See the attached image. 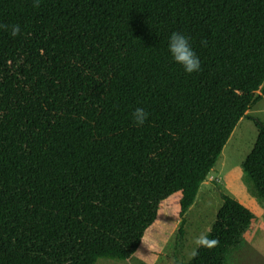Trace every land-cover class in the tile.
Returning <instances> with one entry per match:
<instances>
[{"label": "trees", "instance_id": "trees-1", "mask_svg": "<svg viewBox=\"0 0 264 264\" xmlns=\"http://www.w3.org/2000/svg\"><path fill=\"white\" fill-rule=\"evenodd\" d=\"M172 31L199 71L171 61ZM263 82L264 0H0V264L127 260L177 192L173 264H227L253 212L221 193L188 261L184 215L244 117L264 201Z\"/></svg>", "mask_w": 264, "mask_h": 264}, {"label": "rangeland", "instance_id": "rangeland-1", "mask_svg": "<svg viewBox=\"0 0 264 264\" xmlns=\"http://www.w3.org/2000/svg\"><path fill=\"white\" fill-rule=\"evenodd\" d=\"M262 87L256 91L261 99L248 110V115L264 120ZM257 136L252 119L238 121L221 153L201 183L193 204L185 213L182 257L188 261L200 240L209 231L222 204L221 193L237 199L250 209L254 218L243 240L231 249L227 264H264V201L258 199L242 169V162L251 151ZM180 193L159 203L156 219L147 228L135 253L127 260L100 259L97 264H173L175 241L181 223ZM239 245V246H238Z\"/></svg>", "mask_w": 264, "mask_h": 264}, {"label": "clouds", "instance_id": "clouds-1", "mask_svg": "<svg viewBox=\"0 0 264 264\" xmlns=\"http://www.w3.org/2000/svg\"><path fill=\"white\" fill-rule=\"evenodd\" d=\"M38 2V0H37ZM18 29L13 27L12 35H16ZM167 52L174 64L179 65L185 73H193L200 70V58L190 44V37L180 31H172L167 37ZM132 119L137 125H142L148 113L143 107L133 109Z\"/></svg>", "mask_w": 264, "mask_h": 264}, {"label": "crops", "instance_id": "crops-1", "mask_svg": "<svg viewBox=\"0 0 264 264\" xmlns=\"http://www.w3.org/2000/svg\"><path fill=\"white\" fill-rule=\"evenodd\" d=\"M248 113V112H247Z\"/></svg>", "mask_w": 264, "mask_h": 264}]
</instances>
